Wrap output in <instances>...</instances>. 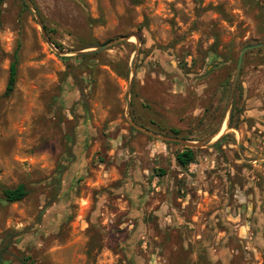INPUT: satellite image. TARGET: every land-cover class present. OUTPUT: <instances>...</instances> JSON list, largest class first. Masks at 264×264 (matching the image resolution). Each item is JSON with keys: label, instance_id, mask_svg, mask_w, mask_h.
<instances>
[{"label": "rangeland", "instance_id": "1", "mask_svg": "<svg viewBox=\"0 0 264 264\" xmlns=\"http://www.w3.org/2000/svg\"><path fill=\"white\" fill-rule=\"evenodd\" d=\"M30 1L60 47L24 0H0L3 264H264L263 47L214 135L264 0ZM130 120L198 143L194 160Z\"/></svg>", "mask_w": 264, "mask_h": 264}, {"label": "trees", "instance_id": "2", "mask_svg": "<svg viewBox=\"0 0 264 264\" xmlns=\"http://www.w3.org/2000/svg\"><path fill=\"white\" fill-rule=\"evenodd\" d=\"M25 5V4H24ZM55 44V43H54ZM57 47H60V45L55 44ZM95 53H90V54H84L79 57L84 58L86 56L93 55ZM17 63H18V49L15 50L13 53V58L9 64V75H8V80L6 84V94H9L13 91L15 83H16V76H17ZM234 108V107H233ZM233 117V109L231 111V115L229 117V124L231 125ZM173 133L178 134L177 129L172 130ZM194 149L191 147H186L184 146L182 150L177 151L175 153V160L178 165L180 166H186L189 164L191 161L194 160ZM28 193V187L25 183L21 182L16 184L15 186L12 187H3L2 188V198L6 202H14L21 200L24 198ZM2 252V249H0V253ZM0 264H3L1 260V254H0Z\"/></svg>", "mask_w": 264, "mask_h": 264}, {"label": "water", "instance_id": "3", "mask_svg": "<svg viewBox=\"0 0 264 264\" xmlns=\"http://www.w3.org/2000/svg\"><path fill=\"white\" fill-rule=\"evenodd\" d=\"M25 3L27 4V6L32 10V12L34 13L35 17L37 18V21H38V24H39V27L41 29V33L42 35L44 36L47 44L54 50V51H58L56 46L48 39L45 31H44V27L37 15V13L35 12L33 6H32V3L30 0H24ZM107 44H103V45H100L99 47H96L95 49L93 50H98V49H102L106 46ZM259 47H263L264 48V42H257V43H253V44H247L245 46L242 47V49L240 50L239 52V55H238V58H237V61H236V66H235V72H234V75H233V79H232V83H231V87H230V90H229V95H228V100H227V109H226V113L224 115V118L221 122V125H220V128L214 133V135H217L220 130H221V126L222 124L225 122V117H226V114L228 112V109L229 107L231 106V102H232V99H233V95H234V91H235V88H236V84H237V80H238V76H239V73H240V70H241V66H242V60H243V57H244V54L246 51L248 50H251L253 48H259ZM81 53L84 52V51H80ZM130 84H131V81H130ZM129 106V100L127 101V107ZM130 122L132 123V125H134L137 129L141 130V131H144L146 132L147 134L153 136V137H156V138H160L162 140H175V141H180L182 143L185 144V146L187 147H195L198 145V143H193V142H188V141H185L184 139H181L179 137H168V136H161V135H158L156 133H153L151 131H148L147 129H144L138 125H136L135 123H133V121L130 120Z\"/></svg>", "mask_w": 264, "mask_h": 264}, {"label": "crops", "instance_id": "4", "mask_svg": "<svg viewBox=\"0 0 264 264\" xmlns=\"http://www.w3.org/2000/svg\"><path fill=\"white\" fill-rule=\"evenodd\" d=\"M177 166L180 167V168H183V169L189 167V165H186V166L177 165ZM185 202H187L186 198L183 200V203H185Z\"/></svg>", "mask_w": 264, "mask_h": 264}, {"label": "bare ground", "instance_id": "5", "mask_svg": "<svg viewBox=\"0 0 264 264\" xmlns=\"http://www.w3.org/2000/svg\"><path fill=\"white\" fill-rule=\"evenodd\" d=\"M225 123V122H224ZM225 128H226V126H225Z\"/></svg>", "mask_w": 264, "mask_h": 264}]
</instances>
